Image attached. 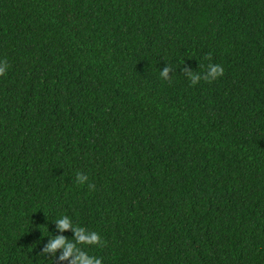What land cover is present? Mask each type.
Returning a JSON list of instances; mask_svg holds the SVG:
<instances>
[{
  "label": "trees",
  "instance_id": "obj_1",
  "mask_svg": "<svg viewBox=\"0 0 264 264\" xmlns=\"http://www.w3.org/2000/svg\"><path fill=\"white\" fill-rule=\"evenodd\" d=\"M4 60L0 264H72L76 226L102 264H264V0H0Z\"/></svg>",
  "mask_w": 264,
  "mask_h": 264
},
{
  "label": "clouds",
  "instance_id": "obj_2",
  "mask_svg": "<svg viewBox=\"0 0 264 264\" xmlns=\"http://www.w3.org/2000/svg\"><path fill=\"white\" fill-rule=\"evenodd\" d=\"M210 59V57H207ZM8 68V63L6 60L0 61V76L6 74V70ZM170 71V66L165 67L163 71L160 72V76L164 79H169L168 73ZM188 78L191 81L192 85L198 83L202 78L206 81H211L216 79L219 76L223 75L224 68L219 64H209L207 66V70L201 75L200 73L185 70ZM87 176L83 173H77V181L80 184H84L87 181ZM88 187L90 189L94 188V185L89 184ZM58 227L61 230L68 229L72 227L71 219L68 216H63L58 220ZM100 236L98 233L94 231H89L84 227L76 226L75 235L73 241H68L64 236H56L54 237L47 247L45 251H55L59 247H64L65 250L60 257L61 260H65L70 257L73 252H76L77 255L75 259L72 261V264H102V260L94 255H90L88 251L84 248L80 247V245H94L100 244Z\"/></svg>",
  "mask_w": 264,
  "mask_h": 264
}]
</instances>
